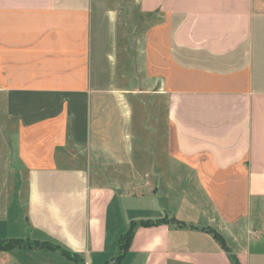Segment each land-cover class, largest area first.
Segmentation results:
<instances>
[{"label":"crops","instance_id":"crops-1","mask_svg":"<svg viewBox=\"0 0 264 264\" xmlns=\"http://www.w3.org/2000/svg\"><path fill=\"white\" fill-rule=\"evenodd\" d=\"M165 28L162 88L184 173H139L107 0H0V264H264V0H136ZM3 157V158H2ZM2 158V159H1ZM175 169V170H176ZM155 175V174H154ZM138 226L115 262L118 240Z\"/></svg>","mask_w":264,"mask_h":264},{"label":"rangeland","instance_id":"rangeland-1","mask_svg":"<svg viewBox=\"0 0 264 264\" xmlns=\"http://www.w3.org/2000/svg\"><path fill=\"white\" fill-rule=\"evenodd\" d=\"M119 15V55L124 87L128 89L134 113L135 158L139 173L151 169V177L163 179V187L184 173L172 164H183L175 150L173 133L166 114V93L162 88L163 73L156 59H165V28L157 14L139 11L136 0H107ZM0 113L2 100L0 99ZM0 150L9 160L2 172L3 181H10L18 160L9 131L1 130ZM2 157V158H3ZM1 158V159H2ZM155 174V175H154Z\"/></svg>","mask_w":264,"mask_h":264},{"label":"trees","instance_id":"trees-1","mask_svg":"<svg viewBox=\"0 0 264 264\" xmlns=\"http://www.w3.org/2000/svg\"><path fill=\"white\" fill-rule=\"evenodd\" d=\"M169 220L170 219H168L167 217H163L156 220L131 221L126 231L119 237L117 255L114 261L118 262V260L124 255L138 226H149L157 223L168 222ZM205 230L210 232L214 239L228 253L231 264H241L237 255L231 251L230 247L226 244L223 236L218 231L212 228H205ZM15 248H40L55 250L61 252L62 254L71 259H79L77 254L70 253L69 251L62 248L59 244L52 243L49 241H28L22 238L0 239V250H11Z\"/></svg>","mask_w":264,"mask_h":264}]
</instances>
